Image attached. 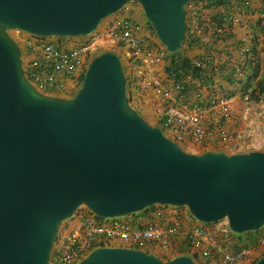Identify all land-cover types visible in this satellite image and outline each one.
Here are the masks:
<instances>
[{
	"label": "water",
	"instance_id": "1",
	"mask_svg": "<svg viewBox=\"0 0 264 264\" xmlns=\"http://www.w3.org/2000/svg\"><path fill=\"white\" fill-rule=\"evenodd\" d=\"M129 0H0V264H51L64 221L82 207L101 219L185 207L233 234L264 227V152L184 151L130 104L119 56L88 64L71 98L27 78L9 30L40 38L92 35ZM191 0H136L169 54L186 38ZM77 264H198L99 247ZM255 264H264V253Z\"/></svg>",
	"mask_w": 264,
	"mask_h": 264
},
{
	"label": "crops",
	"instance_id": "2",
	"mask_svg": "<svg viewBox=\"0 0 264 264\" xmlns=\"http://www.w3.org/2000/svg\"><path fill=\"white\" fill-rule=\"evenodd\" d=\"M130 11L134 13L132 20H135L140 26V34L149 39L152 50L154 52L161 50L163 46L157 38L151 35L152 30L146 18L141 19L138 16L137 8L129 7V10L122 12V14L128 17ZM186 16L190 34L200 43L191 48L186 47L185 52L183 49V54L180 57H186L191 61L201 58L202 69L211 75V77L209 76L210 84L206 82V79H196L191 75L175 81L163 72L162 64L164 63L151 66L142 65L138 68L131 58L129 48L121 44L120 48L116 46L117 48L112 49V51L119 56L124 67L127 81L126 91L131 106L145 120L147 119L144 117L146 115L155 119L156 122H161L168 116H174V122H176L177 118L185 119L196 103L204 106L208 98L227 96L229 97V109L232 117L228 123L230 127L228 143L221 144L211 140L200 144L187 136L181 143L177 144L181 148L186 147L193 151L194 154L207 150L226 153L264 152L263 98L257 102L252 100L244 102L241 93L243 91L242 83L245 81L243 73L251 67L250 63L259 65V62H262L261 66L264 70V0H226L225 5L218 7L211 6L207 2L197 3V5L191 4L186 9ZM217 19L218 21H216ZM60 42L65 46L66 44H81L84 41H69L63 38ZM247 46L252 47V56L242 52ZM262 76L261 74L260 77ZM154 78L159 80L160 87L150 89L147 83ZM178 83L187 84L189 91L185 95L176 91V84ZM198 93L201 94L200 100L196 97ZM152 101H156L155 105ZM211 116L210 113L204 115L202 120L204 126H207ZM164 133L169 138H173L169 132ZM125 219L138 228L149 226L153 222L151 211L127 216ZM181 220L185 230L194 226L199 227L218 239L223 244L225 251L234 252L224 244L226 241L224 238L234 237L227 227L222 228L219 233L218 227L215 231L212 227H204L189 214L181 215ZM186 237L182 233L175 235L169 250L151 243L145 251L161 259H169L178 256L182 249L189 248L188 255L199 263V256L194 255L195 253ZM119 246L123 245L115 240L110 241V247ZM172 252L174 254L169 257L168 255ZM240 264H243L242 261Z\"/></svg>",
	"mask_w": 264,
	"mask_h": 264
},
{
	"label": "built area",
	"instance_id": "3",
	"mask_svg": "<svg viewBox=\"0 0 264 264\" xmlns=\"http://www.w3.org/2000/svg\"><path fill=\"white\" fill-rule=\"evenodd\" d=\"M133 5H138L136 0H129L119 13L129 10V7ZM189 6L191 4L187 7ZM109 27L112 45L127 46L134 63L140 62L147 66L158 63L171 65L169 53L164 47L154 52L149 39L140 34V26L135 20L122 14V16L114 17ZM151 35L156 38L153 30ZM27 36L25 49L29 61L24 65L27 78L45 95L71 98L70 94L98 51V43L89 40L73 46H64L55 38H40L29 34ZM242 52L252 56V47L247 46ZM193 65L202 67L199 61H194ZM168 76L174 79V72L170 71ZM147 86L159 88L160 82L154 78L148 81ZM176 91L185 95L189 89L187 84L178 83ZM252 93L253 87L247 86L242 91L243 101L250 102ZM196 97L200 100L201 94H196ZM206 113L212 116L207 126H204L202 120ZM231 119L229 97L214 96L208 98L204 106L199 103L193 105L185 119L177 118L174 122V116H168L161 124L159 122V126L163 132L172 134L171 139L176 143H181L185 137L189 136L194 142L200 144L211 140L226 144L230 140L228 123ZM76 214L79 215V224L66 236L61 245L55 246L51 264H77L92 250L110 247L112 240L123 245L119 247L139 251H145L151 243L169 250L172 239L180 233L187 236L194 255L199 256L198 264H240V253L225 251L218 239L199 227L194 226L185 230L181 223V216L174 215V211L164 212L160 210V206H154L151 211L153 222L141 228L134 227L125 217L101 219L88 210ZM226 227L228 228L227 224ZM258 245L264 248V234L261 235Z\"/></svg>",
	"mask_w": 264,
	"mask_h": 264
},
{
	"label": "rangeland",
	"instance_id": "4",
	"mask_svg": "<svg viewBox=\"0 0 264 264\" xmlns=\"http://www.w3.org/2000/svg\"><path fill=\"white\" fill-rule=\"evenodd\" d=\"M132 7H135L137 8V10L139 11V14L138 16L141 18V19H144V14L142 12V9L140 6L138 5H133ZM187 9V7H186ZM135 11V10H133ZM132 11H130L128 13V17H130L131 19L132 18V15L134 13H131ZM116 16H122V13H116L106 19H104L99 27L97 28V30L90 36H86V37H74V38H64V39H68L69 41L70 40H80V41H84V42H87L89 40H94L95 42L98 43V51L96 52L95 56L98 55V53H102L103 51L106 52V51H112V49L114 48H117L116 45H112L111 43V37H110V34H109V30H110V21L116 17ZM9 34L14 38V40L18 43V45L20 46L21 49H24L25 50V54L27 53L26 52V49H25V40L27 39V34L26 33H23V32H18V31H14V30H9ZM57 40V38H55ZM63 39V38H62ZM61 39H58V41H60ZM67 45V44H66ZM68 46H73V45H68ZM119 48L121 47V44H118L117 45ZM185 50H187L186 46L184 47V52ZM154 51V50H153ZM183 52V51H182ZM180 53V55H182L183 53ZM94 56V57H95ZM93 57V58H94ZM22 59H23V64H27L28 61H29V58H28V55L26 56H22ZM89 64V63H88ZM262 62L260 63L259 62V70L257 71V74L255 73V71H252L251 67L248 68V71L245 70V72L243 73L245 78H244V83H242V86H243V89L244 90V86L247 85V82L248 80H250L249 82L253 85L254 82L257 80L258 77L261 76V74L264 76V70L262 69V66H261ZM144 66V64L142 63H136V66L139 68L140 66ZM163 65V72H165L166 74H168L167 72V68H169V66H166V64H162ZM146 66V65H145ZM88 67V65H87ZM86 71V70H85ZM260 71H261V74H260ZM155 72V71H154ZM85 73V72H84ZM262 76V77H263ZM80 80L78 81V84L76 85V88L74 89V91L70 94L69 97H73L74 94L77 92L78 88L80 87ZM154 87L150 86V89H153ZM141 93V92H140ZM242 93V92H241ZM263 101H264V98H263ZM152 103H156V101H152ZM152 110H153V107H152ZM144 117H147V122L150 123L152 126H158L159 125V122H156L155 119L149 117V116H144ZM184 149V151L188 152V153H192L194 154L193 151L191 150H188L186 147H182ZM195 154H200V153H195ZM156 207V206H155ZM160 210L164 211V212H169V211H174V215H178V216H181V215H184V214H189L188 210L185 208V207H180V208H172V207H169V206H160ZM84 211H87L86 208L82 207L78 210V212H84ZM190 215V214H189ZM191 216V215H190ZM192 217V216H191ZM193 218V217H192ZM194 219V218H193ZM195 220V219H194ZM79 224V220H78V214H76L74 217L64 221L61 225V228H60V231H59V234H58V237H57V240H56V246H59L61 245L66 236L74 229L77 227V225ZM202 224V223H200ZM226 221L223 220V221H219V222H216V223H213V224H209V225H205V224H202V226L204 227H212V229L215 231L217 230L216 228L218 227L219 228V233L221 232V229L222 228H225L226 227ZM259 231V230H258ZM260 235L264 234V227L262 229H260ZM243 235V234H241ZM241 235H238V237H227V238H224L226 239L225 241V245H227L228 247H230V249L236 253H240L241 256H240V262L242 261L243 264H254L258 259L261 258V256L263 255L264 253V248L260 247L258 244L256 245H249V244H245L244 241H241L239 240V236ZM223 238V237H222ZM242 238V237H241ZM235 246H238L239 248V251L237 252L234 248ZM174 252L170 253L168 256L170 257L171 255H173Z\"/></svg>",
	"mask_w": 264,
	"mask_h": 264
},
{
	"label": "trees",
	"instance_id": "5",
	"mask_svg": "<svg viewBox=\"0 0 264 264\" xmlns=\"http://www.w3.org/2000/svg\"><path fill=\"white\" fill-rule=\"evenodd\" d=\"M201 2H207V3H210L211 6L218 7L220 5H225L226 0H191L188 3V5H190V4H196L197 5V3H201ZM216 21H218V19ZM186 26H187V16H186ZM150 28H151V26H150ZM57 39H62V38H57ZM199 43H200L199 40L194 39V37H192V35L189 32V28L187 26V29H186V38H185V40H184V42L182 44V49L179 52H176L174 54H169V57H170V59H171L172 62H171V65L169 66V68H167V72L168 73L170 71H173L174 72V80L175 81L182 80L185 77H187L188 75H191V76H193L196 79H206V82H208L210 84V82H211V80H210L211 75H208L207 72L202 69V67H196V66H194L193 65V62L194 61H191L190 59H187L186 57H180L181 56L180 53L183 51V49H184L185 46L188 47V48H191V47H193L195 45H198ZM21 51H22V56L23 57L26 56L25 50L24 49H21ZM102 53H104V51ZM102 53H98V55H100ZM195 61L201 62V58L200 59H197ZM201 63H203V62H201ZM250 65H251L252 71H255V73L257 74V71L259 70V65L258 64L255 65V64H252V63H250ZM83 76L84 75L81 76L80 82L82 81ZM249 81L250 80H248L247 85H245L244 87L245 88L247 86H252L253 87V93L251 95V100L254 101V102H257V101H259L260 98H264V76L258 78L254 82L253 85ZM245 88H244V90H245ZM163 121H164V119L161 120L160 124ZM156 127H159L160 128L159 125L156 126ZM153 209H154V206L153 207H150V208H147V209H145V210H143V211H141L139 213H136V214L144 213L146 211H152ZM136 214H132L130 216H133V215H136ZM260 232L261 231L259 230V231H255V232L243 233V235L239 236V240H241V241H244L245 240L244 241L245 244L256 245V244H258V241H259V239L261 237V235L259 236ZM232 235L235 236V237H238L237 234H233L232 233ZM234 249L237 252L239 251L238 246H235ZM188 250H189V248L182 249L178 253V256L179 255H188ZM169 259H171V258H169ZM163 260H168V259H163Z\"/></svg>",
	"mask_w": 264,
	"mask_h": 264
},
{
	"label": "flooded vegetation",
	"instance_id": "6",
	"mask_svg": "<svg viewBox=\"0 0 264 264\" xmlns=\"http://www.w3.org/2000/svg\"><path fill=\"white\" fill-rule=\"evenodd\" d=\"M147 121V120H146Z\"/></svg>",
	"mask_w": 264,
	"mask_h": 264
}]
</instances>
